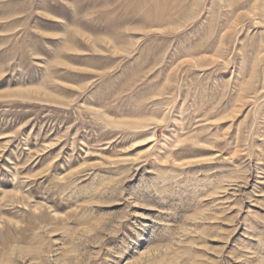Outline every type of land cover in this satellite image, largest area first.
<instances>
[{"label": "rangeland", "instance_id": "374dc122", "mask_svg": "<svg viewBox=\"0 0 264 264\" xmlns=\"http://www.w3.org/2000/svg\"><path fill=\"white\" fill-rule=\"evenodd\" d=\"M0 264H264V0H0Z\"/></svg>", "mask_w": 264, "mask_h": 264}, {"label": "bare ground", "instance_id": "6f19581e", "mask_svg": "<svg viewBox=\"0 0 264 264\" xmlns=\"http://www.w3.org/2000/svg\"><path fill=\"white\" fill-rule=\"evenodd\" d=\"M261 46V45H260Z\"/></svg>", "mask_w": 264, "mask_h": 264}]
</instances>
